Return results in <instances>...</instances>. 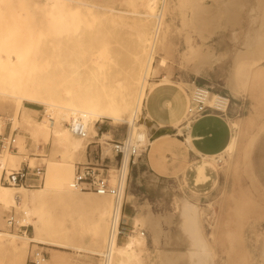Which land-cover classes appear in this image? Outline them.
<instances>
[{"label":"rangeland","instance_id":"1","mask_svg":"<svg viewBox=\"0 0 264 264\" xmlns=\"http://www.w3.org/2000/svg\"><path fill=\"white\" fill-rule=\"evenodd\" d=\"M86 1L107 5V7L130 8L133 4L140 6L141 0ZM168 2L164 16L163 39L156 47L143 85L144 93L140 110L146 113L143 106L145 93L157 83L167 82L176 85L187 101L192 87L208 86L211 93H220L229 98L228 111H226L231 126V136H235V141L231 147H227L228 142L223 152L218 155L202 156L193 163H186L187 176H190L196 171L197 165L205 162L209 178L198 186H194L191 180H186L178 186H169L166 197L154 208H149V205L145 203L131 205L129 193H126V222L128 225L134 224L136 228V232L128 233L127 237L139 235L140 230H144L145 264H174L171 260L173 251H184L189 243L188 237L182 231L186 229V225L183 224L184 218L180 215L183 208L188 205L186 202H191L199 210L201 239L199 237L198 244L208 250L212 264H264V33L263 37H260L262 31L264 32V21L262 10L258 9L260 5L264 8V0H241L243 6L239 8L241 13L238 15L239 23L236 25L228 21L230 14L228 10L234 9L232 6L235 0H168ZM4 3L0 2V75L14 74L12 81L15 85L14 93H29L32 85L38 82L49 83L51 88L63 71L58 64H100L101 62V64H119L117 69L118 72L121 71L119 77H123L126 64H131L130 52L137 36L127 26L121 25L122 18L115 23L116 18L106 17L100 20L96 12L95 15L89 13L80 20V23L82 21L81 24L85 26L84 29L62 32L58 27V18L56 14H52L51 9L19 7L14 3ZM72 21L74 22V19ZM111 22L113 27L110 25ZM258 29H262L261 33L259 31L260 34L257 32ZM73 38H77L78 41H73ZM200 38L204 41L211 38L210 43L203 48H198L195 45L200 42ZM65 39L69 48L67 59L64 57L66 55L59 51ZM116 51H120L121 55L118 63L113 61ZM211 51L216 53L213 64L196 69L194 64L203 60ZM237 52L244 56L236 62L234 57ZM219 55L223 56L219 57ZM160 58L166 60L164 66L158 65ZM230 71H233L234 87L231 85L230 87L227 81L228 76L231 75ZM17 100L14 97L0 96V131L3 132L5 123L8 121L12 129L26 130L34 142L41 141L47 145L46 154L41 156L39 163L44 167L42 184L36 188H26L33 192L38 191L48 180L59 178L64 170L68 176V186L75 163L85 161V157L74 160L67 169L61 166L58 162L60 155L50 158L52 154L50 131L45 138L46 132L38 129L36 123L37 119L48 122L47 112H50L51 117L58 120L68 131L71 117L61 118L60 113H54L50 109L45 111L42 105L28 99ZM36 107L40 109V112ZM56 114L59 116L57 117ZM124 115V112L121 113V116ZM184 118L183 115L175 125L173 124V127L172 123L167 125V128H175L171 133L176 131L182 133L180 126ZM100 119L94 120L89 125L93 132L88 133L87 137L90 136L91 140L97 139L100 135L96 134L97 122H103L117 129L121 136L128 131V124L111 122L107 118ZM185 125L188 126V124ZM105 136L110 138V133L107 132L103 137ZM183 136L186 138V135ZM153 137L155 136L152 133ZM177 138L181 139L177 135L168 138L172 140L170 145L178 144L186 149L185 143ZM159 139L155 141V145L148 144L143 155L147 154L149 148L152 155L158 148L156 144ZM87 141L88 139L85 142ZM18 144L21 154H15L16 162L11 167H6L7 171L18 168L20 162L27 159L23 143H20L19 138ZM93 145V143L88 144L86 153L95 147ZM162 145H166V142ZM5 150L14 154L9 148V138L5 141L4 147L0 145V156L5 153ZM169 150L170 152H167ZM106 152L111 155L109 149H106ZM164 152L172 154V149L164 147L159 151L163 161L167 159ZM59 159L61 160L62 157ZM29 164L33 166L37 163L31 159ZM215 179L217 180L214 183ZM0 183L14 186L4 184L1 180ZM50 190L46 193L47 195L44 194L42 214L45 217L48 213L56 214L57 218L63 221L66 209L59 205L61 202H58V194L56 193L54 197V191ZM78 192L81 193V191ZM87 192L90 195L94 194ZM17 196L19 192H15V197ZM82 206L73 208L71 212L73 223L79 231L70 241L74 239L76 245L100 252L104 247L109 210L105 218L101 220L92 207ZM15 209L13 204L0 203V231L15 235H24L25 232L31 237L33 235L31 221L27 218L28 222H22V213L16 212ZM8 215H12L16 221L14 228L6 225L5 218ZM138 215L140 219L132 220ZM146 218H156L159 234L150 227ZM19 224L23 226L18 227ZM100 228L103 229L99 230ZM96 234L101 236V241ZM150 238L151 242L161 239L162 242L159 245H150ZM93 239L96 242L93 243ZM16 242L19 243L17 239ZM20 242L26 248L25 264H42L44 261L48 264H98L99 252L92 254L78 252L73 248L58 249L29 240ZM99 246L100 250L97 249ZM6 251L8 250L0 248V264H8Z\"/></svg>","mask_w":264,"mask_h":264},{"label":"bare ground","instance_id":"2","mask_svg":"<svg viewBox=\"0 0 264 264\" xmlns=\"http://www.w3.org/2000/svg\"><path fill=\"white\" fill-rule=\"evenodd\" d=\"M0 2H6L4 4L14 3L19 7L32 6L45 9L49 8L51 9L52 14H56L58 18V27L62 32L79 31L84 29L85 26L81 24L82 21L80 23V20L84 19L87 14L90 13L95 15L96 12L100 20H104L106 17L116 18L117 21L115 20L114 22L117 23L118 20L122 18L121 25L123 27L127 26L137 36L135 39L132 37L134 39L133 48L130 52L132 61L131 64H126V70L123 73V77H119L121 71H117L119 64H101L102 62L100 64H58L60 66V70L63 71L61 72L62 74L60 75L58 81L56 80V83L53 84L51 88L49 83L38 82L32 85V90L29 93H14L13 88L15 85L12 82L14 74L11 75L9 72V76L7 73L9 77L0 75V96L14 97L18 100L28 99L42 105L45 111L50 109L54 113H60L62 115L61 118L70 116L71 121L80 120L84 124L86 135L85 137H79L74 135L70 131L69 127V132L66 131L58 120L51 117L50 112H47L48 122L37 119L36 126L38 129L46 132L45 138H47V133L50 131L52 143L51 159L60 155L62 159L60 160L59 157L58 162L61 166H65L67 169L69 164L74 160H80L83 157L86 158V148L88 144L97 140L89 139L90 136L87 137L88 133L93 132L91 126L89 125L90 123H93L94 120L99 118H107L111 122L121 124L124 123V125L129 124L131 126V133L144 137V139L148 141L149 145H155V141L161 137L167 138L165 140V147L171 149L170 146L172 145L170 144L172 140L168 138L176 136L177 133L167 131L148 139V133H151L153 130H158L161 126H156V122L149 118L147 113L140 110L141 98L144 93L143 85L146 77L148 76L147 73L150 69L152 58H154L156 47L160 43V40L163 39L164 16L168 7V0H141L139 3L140 6L133 4L130 8L107 7V5L105 6L99 3H89L86 0H0ZM240 6H243L241 0H235L234 5L232 6L234 9L228 10V13H230L228 21H230L232 25L239 23L237 22V19L239 17L238 15L241 13ZM217 9H219V7ZM258 9H260V11L262 10V19L264 21V8L260 5ZM230 18L232 20H230ZM73 19L74 22L72 21ZM108 22L109 21H106V23ZM110 25L113 27L112 22ZM261 26H263V24ZM260 30L258 29L257 32L259 33ZM263 33L264 32L262 31V36L260 37H263ZM73 41L76 42L78 39L73 38ZM67 45V39H65L62 41L59 48L60 53L63 52V55H66L64 56L66 57L65 59L68 58L67 53L69 52ZM112 52L113 51L111 50V53ZM215 54L216 53L211 51L203 60L194 64V67L196 69H201L205 65L213 64ZM105 55L103 57H105ZM221 56L223 55H219V57ZM242 56H244V54L242 55L240 52H237L234 60L237 62V60L239 61V58ZM113 58V61L118 63V61L121 60L120 51H116ZM165 64L166 60L164 58H160L158 60L159 66H164ZM82 68L83 70H81ZM232 72L231 75L228 76L227 81H229V86L231 85L234 87L235 83L232 80ZM210 93L211 92L209 91L208 94L210 98H212L214 93ZM145 94H147V92ZM123 112L125 115L121 116V113ZM58 116L59 115H57V117ZM12 122L14 123V120ZM105 134H107V132H102V136ZM87 139L88 141L85 142ZM185 139L188 143H186V145H188L189 148L191 147L193 150L189 136L187 135ZM234 141L235 136H231L227 147H231ZM167 152H170V150ZM15 156V154L5 150V153L0 156V169L11 167L12 164H15ZM67 177L66 170H64L63 174L59 178L55 180H48L45 183V186L35 192L23 186H7L0 183V203L2 205L13 204L16 208V212L22 213V222L26 223V219L29 218V221H31L33 226V235L31 237H29L25 232L24 235H15L0 231V248L8 250L6 251L8 252V264L26 263V248L25 245L20 242L22 240H29L37 244L48 245L64 250L73 248L78 252H89L92 254H97L99 252L98 250L95 251L78 246V244L76 245L75 241H73L74 239L70 241L71 238L76 236L75 234L79 231L76 230L75 223H73L71 212L73 208H76L79 205H88L92 207L95 213L98 214L97 217L103 220L105 218V214L108 210H110V197L108 195H100L94 192H92L94 194L90 195L87 191H81V193L78 191L74 192L73 189L69 187V183L67 186ZM50 189L54 191V197L58 194V202H61V204L59 203L61 208L65 207L66 209L64 212L66 213V216L63 221L59 220L56 214L50 215L48 213L46 217L42 214L44 194H46ZM15 192H19V196L15 197ZM54 193L52 194L54 195ZM186 203L188 205L183 208L180 216L184 218L183 224L186 225V229L182 231L183 234L188 237L187 240H189V243L184 251L174 250L171 255V260L174 264H212V258L207 252L208 250L198 244L200 237L199 232L201 231V225L198 219L199 210L193 203ZM107 214H109V212ZM137 219H140L139 215L134 217L132 220ZM146 221L155 233H160L156 218H146ZM198 225H200V227H198ZM181 228H183V226ZM101 229L103 228H100L99 230ZM97 231L95 232L98 233ZM97 236L99 237V235ZM99 238L101 241V236ZM16 239L19 241L18 244ZM94 242L96 241L93 239V243ZM99 248L100 246L97 249ZM145 250L146 246L144 235H130L125 240L118 243L114 248L111 264H145ZM42 264H48V262L44 261Z\"/></svg>","mask_w":264,"mask_h":264},{"label":"crops","instance_id":"3","mask_svg":"<svg viewBox=\"0 0 264 264\" xmlns=\"http://www.w3.org/2000/svg\"><path fill=\"white\" fill-rule=\"evenodd\" d=\"M210 39L208 38L204 41L200 38V42L195 46L203 48V46L210 43ZM185 105L186 100L182 96L181 89L167 82L157 83L151 90L147 91L143 100L145 112L161 128H167V125H170L169 123L174 126V123L183 117ZM38 110L40 112V109ZM227 111L224 115L209 113L191 122L190 125L188 124L185 135L189 136L193 150L186 145L185 136L184 141L177 139L185 143L186 149L178 146V144H173L174 149L171 147L172 154L164 152V156L167 158L165 161L161 159L159 153L165 147V145H162L165 140H158V148L152 153L153 156L150 155L151 148H149L147 154L142 155L131 169L130 182L127 189L131 205L145 203L149 205V208H154L166 197L169 186H178L186 180L193 181L194 186L203 184L209 178L208 173H206V163L203 162L197 165L196 171L190 176H187L188 169L185 165L186 163H193L199 160L202 156H215L223 152L231 138V126ZM169 129L173 131L175 128ZM105 131L110 133L111 139L121 137L117 129L111 128L103 122H97L96 134L98 135V133ZM154 132L155 130L153 135ZM0 134L4 142L8 138H15L13 145H9L14 154H21L18 138L20 143H23L27 159L22 160L20 166L31 159L34 160V163H40L41 156L46 154V144L41 141L38 143L34 142L26 130L12 129L8 121L5 123L3 132L0 131ZM216 180H214V183ZM151 240L150 238V245H159L162 242V239L155 242H151Z\"/></svg>","mask_w":264,"mask_h":264},{"label":"built area","instance_id":"4","mask_svg":"<svg viewBox=\"0 0 264 264\" xmlns=\"http://www.w3.org/2000/svg\"><path fill=\"white\" fill-rule=\"evenodd\" d=\"M209 91L208 86H194L190 90L185 118L180 126L182 133L176 131L177 136L183 141V135L188 129L185 124L190 125L191 122L209 113L225 114L229 98L220 93H214L210 98ZM68 126L74 135L85 137L86 130L80 120H73L68 123ZM152 133L153 131L148 135V139L152 138ZM99 134L97 140L92 142L95 147L86 153L85 161L75 163L69 187L76 191H90L111 197L104 247L97 255L98 264H111L116 245L127 237L128 233L136 232L135 226L128 225L126 222V193L132 166L146 152L148 141L144 137L131 133L129 124L128 131L118 139L103 137L102 132ZM1 137L0 134V145L4 147L5 142ZM14 141V137L9 138V145L12 146ZM106 149L110 150L111 155L107 154ZM0 170L1 182L8 185L36 188L41 186L44 179V167L39 163L31 166L29 162H24L18 168L8 171L6 168ZM5 222L10 228H14L16 224L12 215H8ZM22 226L19 224L18 227ZM139 233L144 235L145 231L140 230Z\"/></svg>","mask_w":264,"mask_h":264},{"label":"water","instance_id":"5","mask_svg":"<svg viewBox=\"0 0 264 264\" xmlns=\"http://www.w3.org/2000/svg\"><path fill=\"white\" fill-rule=\"evenodd\" d=\"M154 131V130H153ZM171 132V130L169 128H159L158 130H155L154 132V136L158 135V134H161L163 132Z\"/></svg>","mask_w":264,"mask_h":264}]
</instances>
